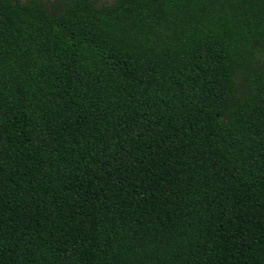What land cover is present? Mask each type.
<instances>
[{
  "label": "trees",
  "instance_id": "16d2710c",
  "mask_svg": "<svg viewBox=\"0 0 264 264\" xmlns=\"http://www.w3.org/2000/svg\"><path fill=\"white\" fill-rule=\"evenodd\" d=\"M110 1L0 0V264H264V0Z\"/></svg>",
  "mask_w": 264,
  "mask_h": 264
},
{
  "label": "rangeland",
  "instance_id": "374dc122",
  "mask_svg": "<svg viewBox=\"0 0 264 264\" xmlns=\"http://www.w3.org/2000/svg\"><path fill=\"white\" fill-rule=\"evenodd\" d=\"M23 1H26V0H23ZM110 2H111L110 0H94L95 5H97V6L107 5ZM51 4H52L51 1H49L48 5L51 6ZM255 64L264 73V52H258L256 54V56H255ZM237 85L239 87V90H241L243 88V84H242L241 78L237 79Z\"/></svg>",
  "mask_w": 264,
  "mask_h": 264
}]
</instances>
